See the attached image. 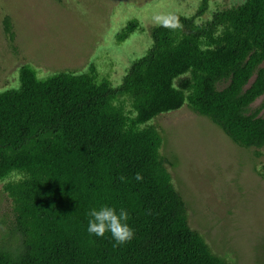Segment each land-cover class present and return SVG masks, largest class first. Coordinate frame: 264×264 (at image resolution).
<instances>
[{"label":"trees","instance_id":"16d2710c","mask_svg":"<svg viewBox=\"0 0 264 264\" xmlns=\"http://www.w3.org/2000/svg\"><path fill=\"white\" fill-rule=\"evenodd\" d=\"M210 1L152 27L151 47L118 86L94 65L45 78L19 68L20 86L0 92V182L19 176L4 187L17 238L0 244V264H231L191 227L151 123L186 105L264 154V115L252 109L264 95V0L197 23ZM139 28L130 20L117 42ZM104 205L128 210L131 240L117 245L108 233L87 232L88 211Z\"/></svg>","mask_w":264,"mask_h":264},{"label":"rangeland","instance_id":"374dc122","mask_svg":"<svg viewBox=\"0 0 264 264\" xmlns=\"http://www.w3.org/2000/svg\"><path fill=\"white\" fill-rule=\"evenodd\" d=\"M245 0H211L197 23ZM202 0H0V92L20 86L19 68L45 78L58 71L87 72L122 83L131 64L152 45L150 30L173 14L192 16ZM9 17L14 39L5 30ZM132 19L140 28L122 43L117 34ZM127 107L129 103L126 102ZM252 109L264 115V95ZM151 123L163 136L176 189L188 205L191 227L231 264H264V154L232 142L211 120L184 105ZM262 153L264 152L261 150ZM0 182V244L14 243L12 201ZM12 244V243H11Z\"/></svg>","mask_w":264,"mask_h":264},{"label":"clouds","instance_id":"9594fccd","mask_svg":"<svg viewBox=\"0 0 264 264\" xmlns=\"http://www.w3.org/2000/svg\"><path fill=\"white\" fill-rule=\"evenodd\" d=\"M163 26L169 27L167 20L161 21ZM136 180L142 177L137 174ZM87 232L95 237H104L106 233L110 234L112 241L119 245L131 240L134 232L128 223L129 212L121 207L119 209L111 206H100L92 208L87 213Z\"/></svg>","mask_w":264,"mask_h":264}]
</instances>
